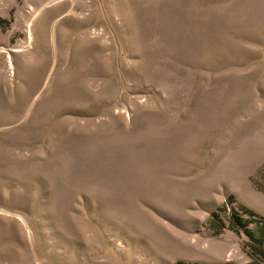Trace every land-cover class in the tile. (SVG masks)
Listing matches in <instances>:
<instances>
[{
  "label": "rangeland",
  "instance_id": "1",
  "mask_svg": "<svg viewBox=\"0 0 264 264\" xmlns=\"http://www.w3.org/2000/svg\"><path fill=\"white\" fill-rule=\"evenodd\" d=\"M0 20V264H264V0Z\"/></svg>",
  "mask_w": 264,
  "mask_h": 264
},
{
  "label": "trees",
  "instance_id": "2",
  "mask_svg": "<svg viewBox=\"0 0 264 264\" xmlns=\"http://www.w3.org/2000/svg\"><path fill=\"white\" fill-rule=\"evenodd\" d=\"M4 23H5L4 20H0V25L4 24ZM231 217H232L231 221L233 222L234 225L236 224L237 227H243L244 226L243 221H242V219L238 213L232 214ZM260 242L264 245V237L261 238ZM262 253L264 254V251H262Z\"/></svg>",
  "mask_w": 264,
  "mask_h": 264
}]
</instances>
